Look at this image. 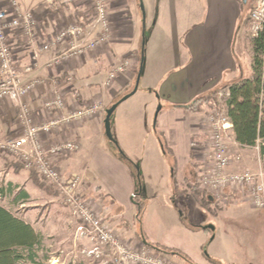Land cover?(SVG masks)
Returning a JSON list of instances; mask_svg holds the SVG:
<instances>
[{"label":"crops","instance_id":"crops-1","mask_svg":"<svg viewBox=\"0 0 264 264\" xmlns=\"http://www.w3.org/2000/svg\"><path fill=\"white\" fill-rule=\"evenodd\" d=\"M18 1L24 10L35 14L43 40L64 29L73 19L82 24L88 22L86 42L98 36L99 29L94 21L93 10L89 11L84 0ZM205 1L206 11L203 15H199V10L195 14L198 16L194 19L198 17L199 23H192L185 29L174 26L172 68L161 72L159 74L161 77L159 78L158 75V78L156 77L158 81L152 85V88L158 91L161 102H165L167 106L164 113L160 111L157 120V125L165 137L172 142L174 133L179 135L184 132L185 138L191 141L192 148L178 160L175 159V152L171 150L176 162L173 170L174 177L179 175L185 184L199 182L205 172L207 164L204 150L210 140L211 132L207 118H205L210 110L207 105L197 113L188 111L184 106L192 103L202 94L218 87L225 88L235 80L252 75L251 48H247L246 39L250 32L248 20L254 0ZM81 2L84 3L81 4ZM170 2L174 4V0ZM8 4L9 0H0L3 8H7ZM109 5L111 24L109 41L70 59L60 58L61 63L52 67L49 66L52 59L59 58L70 51L72 45L69 41L60 44L56 50L40 52L38 50L40 42L32 46L19 31L10 33L9 38L17 68L32 64L33 57L36 55L37 67L26 77V81L38 78L47 81L46 85L38 87L26 97V102L32 109L31 115L35 125H42L56 118L68 117L74 110L73 104L77 101L81 107L95 101L103 104L105 96L114 97L113 94L131 88L132 83L137 80L134 71L139 68L143 39L144 36L146 37V30L140 27V21L136 20L132 13L135 12L138 1L110 0ZM188 17L189 15L185 19L192 21L191 17ZM243 23L246 24L247 29L243 44L248 56L245 54L243 56L240 52L239 36L236 37ZM125 61L131 62L128 73L118 75L110 87L106 86L105 82L109 74ZM69 77L73 78L70 82L67 80ZM149 77L153 78V73H150ZM54 80L59 82L58 86L53 84ZM56 92H61L65 96L67 107L62 111L50 112L44 107V103ZM148 94L152 95L153 92ZM104 111L103 106L98 115L89 120L77 124L63 123L52 136L49 138L42 136V139L52 143L68 140L80 144L79 150L54 158L53 162L62 174L66 176L78 174L82 177L83 190L89 203L108 223L107 218L109 217L117 222V215L114 212L111 214L108 212L99 194L101 195L103 188H106L105 195L115 194L117 190L114 186L119 181L115 178L114 171L118 168L122 170L123 166L113 156L103 140H95L96 136L98 137L101 133L102 120L105 118ZM190 112L196 116L188 118L186 127L184 120L186 114ZM18 114L19 105L16 101L5 99L0 102V128L5 136L22 135L23 129L18 121ZM150 137L158 144L157 137L152 135ZM123 153L126 155L125 152ZM231 157L230 169L236 170L244 165L250 166L252 161L256 163L262 156L256 152L255 148L243 147L233 142ZM122 171L124 181L131 186L132 183L126 170ZM129 196L130 191L127 199ZM1 201L5 207L21 217L24 216L20 214L22 209L26 207L31 209L25 213L24 218L36 231H43L44 228L51 229L53 225L62 231L63 229L71 230L73 223L77 226L75 216L73 217V213L65 206L63 199L53 186L44 183L33 170L25 168L17 158L2 153H0ZM221 201L225 204L222 207L224 210L235 209L243 213L248 209H256L241 188H226ZM114 224L119 225V223ZM138 243L146 244L144 241L132 244L137 245ZM86 247H91V244L87 242Z\"/></svg>","mask_w":264,"mask_h":264},{"label":"rangeland","instance_id":"rangeland-1","mask_svg":"<svg viewBox=\"0 0 264 264\" xmlns=\"http://www.w3.org/2000/svg\"><path fill=\"white\" fill-rule=\"evenodd\" d=\"M137 1L135 12H132L133 17L140 21V27L146 30L147 37L139 88L133 96L119 105L112 116V134L116 142H112L106 136V111L131 93L136 81L132 83L131 88L113 94L114 97L108 95L103 98L105 118L102 120L101 133L95 138L107 144L132 183L130 186L124 181L123 169L118 168L114 171L115 178L119 181L114 186L117 190L115 194L105 195L106 188H103L101 195L99 194L108 212L117 215V222L109 217L107 224L130 243L144 241L174 249L188 258V261H184L178 255H168L178 264H264L263 212L259 209H248L243 213L235 209L224 210L222 198H216L205 190L200 184V179L199 182L185 184L179 175L174 177L176 162L171 150L175 152V159L178 160L192 148L191 141L185 138L183 132L179 135L174 133L172 135L174 142H171L165 137L157 122V127L155 125L159 106H162V113L167 110V106L165 102H161L158 91L152 88V85L158 81L156 77L161 72L172 68L174 26L185 29L192 23H199L198 17L194 19L198 16L195 14L199 10V15H203L206 11V1L174 0V4L170 0ZM84 2L89 11L93 10L92 14L95 17L93 0ZM188 15L193 22L185 19ZM241 26L236 33L241 47L239 50L241 49L243 56L244 54L248 56L243 44L247 32L246 24L243 23ZM248 28L250 29L248 36H251V26ZM150 73H153V78L149 77ZM147 92L153 94L149 95ZM208 107L212 109V106ZM193 116L196 114L191 112L186 114L184 120L186 127L188 118L191 119ZM150 135L159 139L158 144ZM259 165L257 160L256 163L252 161L250 166L244 165L241 169L231 170L237 172L256 170ZM129 191L130 196L127 199ZM245 194L250 201L248 193ZM209 196L214 198L211 199L213 203L210 205ZM1 203L3 204V201ZM139 203L145 206L141 214ZM30 210L26 207L20 214L25 216ZM49 229L38 231L49 256L46 264H59L58 260L65 264L70 262L92 264L83 255L86 243H80L81 245L75 243L74 223L71 230L62 231L56 225Z\"/></svg>","mask_w":264,"mask_h":264},{"label":"built area","instance_id":"built-area-1","mask_svg":"<svg viewBox=\"0 0 264 264\" xmlns=\"http://www.w3.org/2000/svg\"><path fill=\"white\" fill-rule=\"evenodd\" d=\"M110 0H93L94 21L98 27V36L86 42L87 26L80 21H71L64 29L50 38L43 40L39 22L32 11L24 10L18 0H9L7 8L0 5V102L5 99L14 100L19 105L18 121L22 126L21 136L4 135L0 128V153L13 156L27 169L33 170L44 182L53 186L65 206L75 216L77 226L75 243L91 244L83 251L85 259L92 264H178L170 256L140 243L134 245L121 237L104 220L98 210L89 203L83 190V179L78 174L66 176L55 166L53 159L67 155L80 149L76 141L45 142L42 136L50 137L58 131L61 124H77L89 120L103 109L100 101L91 102L81 107L77 101L74 110L64 118L52 119L42 125H35L31 115V107L26 97L40 86L47 84L45 79L26 81V77L36 67V55L33 63L22 68L15 65V57L9 35L12 31L20 34L33 46L39 43L40 52L56 50L60 45L69 41L72 45L59 58L50 61L49 66L58 65L61 59H70L84 54L90 49L105 44L110 39L111 24L109 16ZM251 36L264 32V0H254L250 15ZM61 58V59H60ZM131 62L125 61L114 69L108 76L105 85L110 87L118 75H126ZM69 82L72 77L67 79ZM59 85L57 80L53 81ZM228 88L219 91L217 101L212 102V109L207 114V124L211 135L205 151L208 161L207 168L200 178L201 186L216 198H222L226 188H241L256 209L264 213V157L261 155L263 140H258L254 147L259 158V168L243 172L232 171L231 145L233 123L226 115L224 103L229 98ZM44 107L50 112L62 111L67 107L65 96L56 92L45 101ZM56 263V262H54ZM59 264H65L59 261Z\"/></svg>","mask_w":264,"mask_h":264},{"label":"trees","instance_id":"trees-1","mask_svg":"<svg viewBox=\"0 0 264 264\" xmlns=\"http://www.w3.org/2000/svg\"><path fill=\"white\" fill-rule=\"evenodd\" d=\"M251 22L250 17L248 26H251ZM87 25L88 22L83 23L84 27ZM246 45L251 48L252 75L235 80L225 87L228 88L230 96L224 107L227 117L233 123L234 141L243 147L254 148L259 139L264 141V32L258 36H248ZM141 62L142 53L139 68L135 71L136 79ZM222 89L224 87H218L202 94L184 108L194 113L201 112L203 106H211L212 102L217 101L218 93ZM261 155L264 156V144L261 146ZM212 198L209 196L211 202L208 205L213 203ZM138 205L141 214L145 206L142 203ZM145 243L166 255H178L188 261L186 256L174 249ZM48 260L49 256L38 231L0 202V264H46Z\"/></svg>","mask_w":264,"mask_h":264},{"label":"water","instance_id":"water-1","mask_svg":"<svg viewBox=\"0 0 264 264\" xmlns=\"http://www.w3.org/2000/svg\"><path fill=\"white\" fill-rule=\"evenodd\" d=\"M145 46H146V37L144 36V39H143V49H142V62H141V68H140V72L137 76V80H136V84H135V88L134 90L127 94L126 96H124L120 102L114 104L111 108H109L107 111H106V118H105V132H106V136L108 137L109 140H111L112 142H116L113 134H112V116L114 114V112L116 111V109L118 108V106L126 101L127 99H129L131 96H133L137 91H138V88H139V84H140V81H141V77H142V74H143V66H144V57H145ZM162 110V106H159V109H158V112L156 113V116H155V125H156V122L158 120V116H159V113L160 111Z\"/></svg>","mask_w":264,"mask_h":264}]
</instances>
